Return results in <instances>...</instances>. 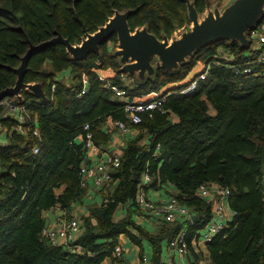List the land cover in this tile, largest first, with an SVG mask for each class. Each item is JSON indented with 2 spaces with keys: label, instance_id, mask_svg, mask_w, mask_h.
I'll return each mask as SVG.
<instances>
[{
  "label": "trees",
  "instance_id": "obj_1",
  "mask_svg": "<svg viewBox=\"0 0 264 264\" xmlns=\"http://www.w3.org/2000/svg\"><path fill=\"white\" fill-rule=\"evenodd\" d=\"M189 1L202 15L213 0ZM128 10L133 11L132 31L146 27L161 40L172 39L177 30L191 26L186 0H0V92L16 84L15 70L30 45L58 34L73 45L80 44L116 11ZM263 23L264 15L257 26ZM252 42L247 48L238 41H216L173 71L156 66L154 75L144 80L128 74L133 78L128 87L120 79L123 64L114 51L119 44L116 34L100 45L99 53L82 60L62 43L35 53L24 81L41 83L46 98L26 88L21 101L9 97L27 106L31 119L23 125L26 134L17 130L16 120L0 118L8 130V143L0 144V264H113L122 235L142 251L143 242L149 241L152 264H167L162 260L163 244L184 223L163 222L150 232L134 220L144 175L153 179L145 191L174 186L179 201L192 208L195 219L189 223V241L214 214L212 203L198 195L199 188L206 183L228 188L235 216L207 243L208 264H264V63L255 62L259 51L253 50ZM198 63H203L205 78L195 90L182 93L190 80L181 82ZM248 65L252 72H243ZM233 66L241 67L240 71L236 73ZM68 70L70 85L58 79ZM103 70L116 74L101 79L98 72ZM84 76L88 87L80 96ZM108 82L125 87L131 99L155 91L167 97L161 109L144 113L141 123L134 124L125 102ZM109 121L115 128L123 122L137 135L126 141L121 164L103 187L102 203L90 206L87 215L73 214L88 190L83 188L86 175L82 171L89 150L87 132L97 146L111 152ZM36 129L39 134L34 133ZM122 206L123 216L117 218ZM57 208L62 221L74 215L81 218L79 236L72 243L80 245L81 252L43 236L46 213Z\"/></svg>",
  "mask_w": 264,
  "mask_h": 264
},
{
  "label": "built area",
  "instance_id": "obj_2",
  "mask_svg": "<svg viewBox=\"0 0 264 264\" xmlns=\"http://www.w3.org/2000/svg\"><path fill=\"white\" fill-rule=\"evenodd\" d=\"M259 31H254L252 38L256 42L257 46L255 51H259L255 62L264 63V25L260 28ZM252 64H255L254 61H251ZM233 69L238 73L241 67L233 66ZM243 72L249 73L252 72V65L244 66ZM120 75L121 82L125 87H128L131 84V78H129L127 73L121 72ZM201 79L205 78L206 74L202 73ZM101 79H108L105 73L102 72L100 75ZM199 80L195 79L191 81L187 86H185L181 92L188 93L196 89ZM84 88L81 92L82 96L86 93V88L88 87V79L84 76L83 78ZM56 85H53L55 88ZM111 90L119 97L126 105V112L129 114L130 121L134 124H140L142 121V116L144 113H147L151 110L161 109L163 103L166 100L167 94H164L162 91L151 92L147 95H144L140 98L131 99L127 93L125 87L120 86L119 84H111L108 82L107 85ZM1 106V117H6L8 114L13 113L21 116L23 124L30 122V114L27 110V106L20 104L14 99H5L0 103ZM119 128L122 130H129L130 128L123 122L116 123ZM23 134L27 133V129L23 126L17 128ZM85 130H89V125L85 126ZM6 131V127L0 122V135ZM35 134H39L38 130H34ZM86 146L99 150L100 146H97L93 141V136L90 132H87L86 135ZM35 153H38L39 150L36 148ZM157 154V152L155 153ZM121 164V155L118 153H108L103 152L99 160L95 164L94 177L92 181V186L97 189H103L104 185L111 182L112 174L116 168ZM83 173L87 176L89 174V168L85 166L82 169ZM85 178L83 181V188L89 187V182ZM153 179L150 175H144L140 184V189L136 196V202L143 207L146 212H149L150 218L154 220L157 224L163 222H181L184 223L183 227L177 235L173 238H169L166 242V247L164 248L170 252V256L173 255L176 257V264H194L190 263L189 256L192 254V247L195 244L199 245L201 242L208 243L221 231H223L227 226L228 222L232 219L231 215L235 213L228 211L229 200L228 196L230 190L228 188H220L216 184H203L198 191V194L203 197H216L220 196L222 201L221 204L217 207L216 211L213 214L211 220L206 224V226L198 232L196 237L192 238L189 241V223L193 221V212L192 208L186 206L176 197L175 194H171L167 199L154 201L147 196V190H144V186L152 183ZM262 184L264 189V170L262 176ZM106 201V200H105ZM82 220L80 217L75 215L72 219H66L60 221V226H47L43 231V236L51 240L53 244L67 246L71 248L72 252H81L82 247L80 245H72V243L77 241L79 232L81 230ZM72 245V246H71ZM126 247L119 242L114 249V264H129L126 261ZM137 264H152V253L144 252L139 256ZM169 264V263H167Z\"/></svg>",
  "mask_w": 264,
  "mask_h": 264
},
{
  "label": "water",
  "instance_id": "obj_3",
  "mask_svg": "<svg viewBox=\"0 0 264 264\" xmlns=\"http://www.w3.org/2000/svg\"><path fill=\"white\" fill-rule=\"evenodd\" d=\"M189 17L193 24L192 29L183 31L180 38L170 41L164 37L159 39L149 32L146 27L132 31L129 18L132 10L125 12L116 11L109 21L95 33H87L80 44L73 45L61 34L51 40L38 45H30L27 53L22 57L21 65L15 70L18 79L14 86L0 92V101L8 97L21 95L24 88L32 91L40 98H46L41 83H26L24 81L32 56L45 48L62 43L66 45L68 52L76 59L82 60L92 52L99 53L100 45L108 42L110 37L117 35L119 49L115 54L121 58L123 67L121 71L128 74L139 73L142 79L153 76L155 73L154 61L167 71L177 69L188 57L200 48L219 40L238 41L243 47H249L251 41L247 34L256 29L261 17L264 15V0H235L223 12L219 9H208L207 16L201 20L193 3L189 0ZM210 8V2L208 3ZM148 73V74H147ZM8 118L17 120L20 124L23 120L20 116L9 114ZM207 162H204L206 165ZM195 166V164H193ZM195 219V216L194 218ZM49 220H46V227Z\"/></svg>",
  "mask_w": 264,
  "mask_h": 264
},
{
  "label": "crops",
  "instance_id": "obj_4",
  "mask_svg": "<svg viewBox=\"0 0 264 264\" xmlns=\"http://www.w3.org/2000/svg\"><path fill=\"white\" fill-rule=\"evenodd\" d=\"M234 1L235 0H230L229 1L230 4L227 7H229ZM120 61H121V58H120ZM103 71L107 77H113L116 74L114 71H105V70H103ZM131 75H134L136 77L141 78V76L137 72L135 74H131ZM194 75H195V71L192 72V77H194ZM58 79L63 81L67 85H70L72 82L70 71L68 70V71L63 72L62 74H60L58 76ZM188 80H193V79L192 78L187 79V80H185V82H182L181 84H185ZM131 81L133 82V78L131 79ZM20 97L21 96H17L16 97L17 100ZM138 98H140V97H138ZM174 120H176V118H174ZM108 126L111 129V134H112L111 135L112 140L110 142L109 148L111 149V152L118 153L121 155L122 149L125 147L126 141L130 138L135 137L137 135V131L134 129H129V130L125 131V130H122L121 128H115V127H113L112 121H109ZM6 143H8L7 133H3L0 135V144H6ZM103 152H107V151H104L102 147H100L99 150L95 149L94 147H91L88 150V155L86 157V166L89 168V174H88V181L87 182H89L90 187L88 188L85 197L84 196L82 197L83 198L82 202L78 203L75 206V208H73V211H72L73 214L78 213L79 215L80 214L81 215L82 214L87 215V214H89L90 206L98 205V204L102 203V201H103V198H104V192L102 191L103 189H97V188L92 186L95 164L99 160V158ZM108 152L111 153L110 151H108ZM174 193H176V188L174 186H167V188H160V187L154 186V187H150L147 190V196L151 200H154V201L167 199L171 194H174ZM206 200L208 202L212 203L214 212L216 211L217 207L219 206V204H221V201H222L220 196L207 197ZM139 208L140 209H138L137 213L136 214L134 213V215H133L134 220L138 224H140L141 226H143L144 228L149 230L150 232H155L156 230H158L160 228L159 227L160 224H157L156 222H154V220H152L150 218L149 212H146L142 206L139 205ZM123 210H124V208L123 209H122V207L119 208V210L116 213L117 218H120L123 216V213H122ZM228 210L230 211L229 207H228ZM60 214H62V212L60 211L59 208H57L55 210H51V211L46 213V215L48 216L47 219L49 220V226H54V225L56 227L60 226V221H61L60 220ZM194 216L195 215L193 214V218H194ZM232 216L233 215H231L230 217H232ZM120 242L127 248L126 249V261L129 264H137L139 256L142 255L141 253L146 252V249L148 247H150V250H151L150 253H152V251H153L151 243L149 241H146V240L143 242V244H144V250L143 251H142L141 247L132 243L130 241V239L124 235H122L120 237ZM207 245L208 244L201 242V244L199 245V248H198L197 244H195V246L192 247L193 252L189 256L190 263H194V264L195 263H197V264L211 263L210 253H209ZM162 260H163V262H166L169 264H176L177 263L176 257L173 255L170 256V252L164 248V245H163V250H162Z\"/></svg>",
  "mask_w": 264,
  "mask_h": 264
},
{
  "label": "rangeland",
  "instance_id": "obj_5",
  "mask_svg": "<svg viewBox=\"0 0 264 264\" xmlns=\"http://www.w3.org/2000/svg\"><path fill=\"white\" fill-rule=\"evenodd\" d=\"M230 0H213L212 1V3H210V8H208V9H211V11H214L215 9H219L221 12H223L224 10H225V8L230 4V2H229ZM209 2H211V1H209ZM208 9H207V11H206V13L205 14H202V15H200V19L201 20H203L206 16H207V12H208ZM192 24V23H191ZM192 26H193V24L191 25V26H188V27H186V28H181L180 30H178L176 33H175V35H174V37L172 38V39H170V41L172 42V41H174V40H176L177 38H180L181 37V34H182V32L183 31H189V30H191L192 29ZM261 26V25H260ZM260 31L261 29L260 28H256L255 30H253V32L254 31ZM253 32L251 33L252 35H253ZM250 41H251V39L250 38H248ZM252 42V41H251ZM240 43V42H239ZM241 44V43H240ZM252 44H253V50H257V49H255L256 48V46H257V44H256V42H252ZM119 49V46H117L116 48H114V51L116 52L117 50ZM219 52H221L222 54H225V55H228V53H226L225 51H224V49L223 48H220L219 49ZM157 61H158V59L156 58L155 59V61H154V66H155V68H156V66H158L157 65ZM203 63H198V65L196 66V68L193 70V72L195 71V76H196V78L195 79H198V80H200L201 79V73H202V69H203ZM148 74V73H147ZM194 74V73H193ZM192 78V73L188 76V79H191ZM136 79L138 80V79H140V80H143L142 78H139V77H136ZM187 80V79H186ZM182 82H185V80L184 81H182ZM181 82V83H182ZM188 82V81H187ZM180 84V83H179ZM164 90V89H163ZM212 112H214V110L212 109L211 110ZM166 244H167V242H165L164 243V246L166 247ZM146 252L147 253H150L151 252V250H150V247H148L147 249H146Z\"/></svg>",
  "mask_w": 264,
  "mask_h": 264
},
{
  "label": "clouds",
  "instance_id": "obj_6",
  "mask_svg": "<svg viewBox=\"0 0 264 264\" xmlns=\"http://www.w3.org/2000/svg\"><path fill=\"white\" fill-rule=\"evenodd\" d=\"M207 9H208V6H207ZM191 25H192V24H191ZM263 25H264V23L261 24V26H260V25L257 26L256 28H261ZM179 30H180V29H179ZM254 30H255V29H254ZM177 31H178V30H177ZM250 32L252 33L253 30L250 31ZM247 36H248V34H247ZM248 38H250L251 41H252V40L254 41V39L252 38V34H251L250 37L248 36ZM254 51H255V50H254ZM202 71H203V70H202ZM102 72L104 73V71H99V72H98V73H99V76L102 74ZM202 73H203V72H202ZM127 74H128V73H127ZM113 77H114V76H113ZM100 78H101V77H100ZM108 78H112V77H108ZM195 78H196V77H195V75H194V77H192V79L195 80ZM193 80H190V82L193 81ZM190 82H188L187 84H189ZM31 84H35V83H31ZM54 85H55V84H54ZM186 86H187V85H186ZM194 90H195V89H194ZM192 91H193V90H192ZM20 96H21V95H20ZM15 97H16V96H15ZM8 98H9V97H8ZM8 98H5V99H8ZM5 99H3V100H5ZM3 100H1L0 103H1ZM18 100L21 101L20 98H19ZM19 103H20V104H23V103H21V102H19ZM24 105H25V104H24ZM0 107H1V106H0ZM27 110H28V109H27ZM10 114H11V113H10ZM12 114H13V113H12ZM8 115H9V114H8ZM8 115H7V116H8ZM15 115H16V114H15ZM7 116H6V117H1V116H0V118H8ZM17 116H19V115H17ZM20 117H21V116H20ZM30 118H31V117H30ZM14 120H15V119H14ZM16 121H17V120H16ZM17 122H18V121H17ZM18 123H19V122H18ZM19 124H20V123H19ZM23 125H25V124H23V123L20 124V126H23ZM17 128H18V127H17ZM6 132H8L7 128H6V131H5L4 133H6ZM108 153H109V152H108ZM111 154H112V153H111ZM86 179L88 180V175L86 176ZM89 187H90V186H89ZM89 187H87V189H88ZM198 195H199V194H198ZM199 196H200V195H199ZM200 197H201V196H200ZM201 198H203V197H201ZM204 199H206V198H204ZM228 203H229V202H228ZM139 205H140V204H139ZM228 207H229V206H228ZM123 208L125 209V206H122V209H123ZM229 209H230V207H229ZM228 211H229V210H228ZM230 211H232V210L230 209ZM232 212H233V211H232ZM234 213H235V212H234ZM234 216H235V214L232 216V219H233ZM232 219H231V220H232ZM193 220H194V219H193ZM231 220H230V221H231ZM48 226H49V224H48ZM165 242H166V241H165ZM165 242H164V243H165ZM163 245H164V244H163ZM113 264H114V263H113ZM195 264H197V263H195Z\"/></svg>",
  "mask_w": 264,
  "mask_h": 264
}]
</instances>
